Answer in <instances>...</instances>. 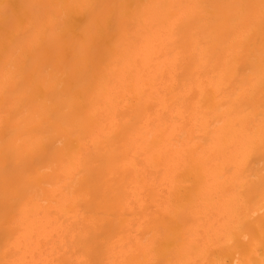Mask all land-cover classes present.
I'll list each match as a JSON object with an SVG mask.
<instances>
[{
  "label": "bare ground",
  "instance_id": "obj_1",
  "mask_svg": "<svg viewBox=\"0 0 264 264\" xmlns=\"http://www.w3.org/2000/svg\"><path fill=\"white\" fill-rule=\"evenodd\" d=\"M0 264H264V0H0Z\"/></svg>",
  "mask_w": 264,
  "mask_h": 264
}]
</instances>
